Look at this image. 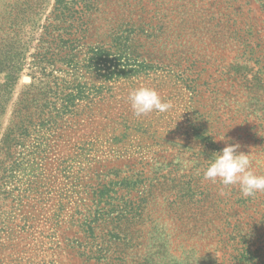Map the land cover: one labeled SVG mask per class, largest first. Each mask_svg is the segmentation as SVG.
Segmentation results:
<instances>
[{"label":"rangeland","instance_id":"rangeland-1","mask_svg":"<svg viewBox=\"0 0 264 264\" xmlns=\"http://www.w3.org/2000/svg\"><path fill=\"white\" fill-rule=\"evenodd\" d=\"M54 2L0 116L1 143L17 100L33 106L0 189V264H264V194L203 180L225 134L264 175V0H99L35 71ZM140 87L172 107L136 117Z\"/></svg>","mask_w":264,"mask_h":264},{"label":"trees","instance_id":"trees-1","mask_svg":"<svg viewBox=\"0 0 264 264\" xmlns=\"http://www.w3.org/2000/svg\"><path fill=\"white\" fill-rule=\"evenodd\" d=\"M100 5L99 0H55L42 27V37L38 48L43 44L45 45L44 51L37 50L32 55L33 69L37 71L40 65H53L55 44L78 43V39L75 37H81L82 40L84 34L88 32L90 16L99 12ZM41 7L40 0H0V76L3 73L7 74L5 78L7 93L0 85V116L6 110L4 97L10 94V76L21 72L25 61V49L35 37L36 22L34 18ZM28 27H30L29 41L22 43L23 40L20 38L22 36L26 38L23 32L25 33V29ZM71 37L75 39L72 40ZM47 78L52 79V74H47ZM51 82L53 81L51 80ZM23 97L24 95L14 104L10 123L4 131L0 143V189L6 177L7 161L30 133L27 113L33 106L28 108ZM39 115L43 117V122L46 121V117L51 115L50 108L40 111Z\"/></svg>","mask_w":264,"mask_h":264},{"label":"clouds","instance_id":"clouds-1","mask_svg":"<svg viewBox=\"0 0 264 264\" xmlns=\"http://www.w3.org/2000/svg\"><path fill=\"white\" fill-rule=\"evenodd\" d=\"M128 102L136 117L150 113H164L172 105L162 101L160 95L154 88L140 87L129 92ZM225 147L218 152L212 153V158L207 160L208 165L203 171V180L213 184H219V195L226 196V189L236 187L240 195L254 198L257 194H264V175H258L252 170L250 154L238 152V143H227L226 134L223 139Z\"/></svg>","mask_w":264,"mask_h":264}]
</instances>
